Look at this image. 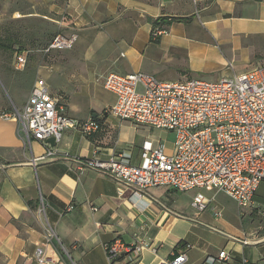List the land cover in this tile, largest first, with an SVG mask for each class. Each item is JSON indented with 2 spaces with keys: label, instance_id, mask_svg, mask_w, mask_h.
Here are the masks:
<instances>
[{
  "label": "crops",
  "instance_id": "obj_1",
  "mask_svg": "<svg viewBox=\"0 0 264 264\" xmlns=\"http://www.w3.org/2000/svg\"><path fill=\"white\" fill-rule=\"evenodd\" d=\"M68 7L78 26L110 19L103 34L107 49L94 61L110 73L146 71L162 79H184L170 66L199 70L210 54L225 64L222 76L244 72L249 67L240 66L249 64L253 55L251 38L264 37V0H68ZM160 18L168 21L160 23L167 32L154 40V21ZM115 99L112 95L111 105ZM4 114L0 264H39L37 247H43L54 264H108L106 244L116 238L127 245L149 242L128 264H166L186 244L192 245L186 249V264H209L206 259L222 250L230 253V260L214 264H264V180L250 208H228L214 198L199 212L192 204L195 191L187 195L152 187L139 192L81 162L125 150L132 162L140 163L145 140L171 147L164 138L168 131L136 125L108 111L91 116L101 122L94 135L68 128L55 146L48 141L49 146L29 142L19 121ZM50 147L55 155L40 159ZM214 206L222 216L214 215ZM47 228L54 232L52 241L46 239Z\"/></svg>",
  "mask_w": 264,
  "mask_h": 264
},
{
  "label": "built area",
  "instance_id": "obj_2",
  "mask_svg": "<svg viewBox=\"0 0 264 264\" xmlns=\"http://www.w3.org/2000/svg\"><path fill=\"white\" fill-rule=\"evenodd\" d=\"M166 32L165 27L158 25L152 38L156 40ZM75 39L58 33L47 50L70 48ZM14 49L15 67L25 68L29 51L21 46ZM104 84L116 97L110 107L114 116L172 132L175 139L171 147L164 141L145 140L140 163L132 162L131 152L123 150L104 159L86 158L81 161L85 166L139 192L152 187L195 191L192 204L199 212L207 210L214 201L215 195L210 197L203 191L208 186L230 195L241 209L254 205L256 191L264 180V64L214 81L202 77L168 80L146 71L111 72ZM4 115L19 121L20 131L29 142L35 139L49 146V138L59 142L68 128L78 129L87 137L101 129V122L94 117L84 120L71 117L62 95L53 93L41 77L37 78L26 103ZM54 155V147H50L39 158ZM40 211H45V204ZM213 212L215 216L223 215L216 206ZM53 238L54 232L47 228L46 239ZM137 242L127 245L116 238L107 243L108 264L137 260V251L149 244L145 240ZM191 246L186 244L174 252L166 264H186V249ZM35 256L39 264H54L43 247L36 248ZM230 258V253L222 250L217 257L209 256L206 262L214 264Z\"/></svg>",
  "mask_w": 264,
  "mask_h": 264
},
{
  "label": "rangeland",
  "instance_id": "obj_3",
  "mask_svg": "<svg viewBox=\"0 0 264 264\" xmlns=\"http://www.w3.org/2000/svg\"><path fill=\"white\" fill-rule=\"evenodd\" d=\"M109 21L89 20L88 24L78 26L68 0H0V114L22 107L40 77L46 79L53 93L62 95L68 114L73 117L86 119L94 113L110 111L114 94L105 88L104 83L111 70L99 67L100 64L96 66L94 62L99 57L96 55L107 49L103 34ZM58 33L75 36V42L70 48L48 51ZM250 43L252 58L249 64L241 65V69L249 67L251 70L264 64V37H253ZM15 46L29 51L28 63L23 69L14 65ZM170 68L184 79L202 77L214 81L222 76L225 64L210 54L202 61L199 70L180 65ZM229 68L232 69L233 65ZM164 138L172 145L175 135L167 132ZM203 191L215 194V198L228 208L238 206L230 195L214 187L208 186ZM58 246L65 250L62 245ZM70 264L75 263L70 261Z\"/></svg>",
  "mask_w": 264,
  "mask_h": 264
},
{
  "label": "trees",
  "instance_id": "obj_4",
  "mask_svg": "<svg viewBox=\"0 0 264 264\" xmlns=\"http://www.w3.org/2000/svg\"><path fill=\"white\" fill-rule=\"evenodd\" d=\"M161 22H168V21H166V19H164V18H160V19H157V20H155L154 21V26H158V25H160V23ZM170 22V21H169ZM171 23V22H170ZM95 119H98L99 117L97 116V117H94ZM59 251H60V253L63 255V252L59 249Z\"/></svg>",
  "mask_w": 264,
  "mask_h": 264
},
{
  "label": "water",
  "instance_id": "obj_5",
  "mask_svg": "<svg viewBox=\"0 0 264 264\" xmlns=\"http://www.w3.org/2000/svg\"><path fill=\"white\" fill-rule=\"evenodd\" d=\"M97 114L95 113L94 116H96ZM48 141L52 144V145H55V138L54 137H51L48 139Z\"/></svg>",
  "mask_w": 264,
  "mask_h": 264
}]
</instances>
